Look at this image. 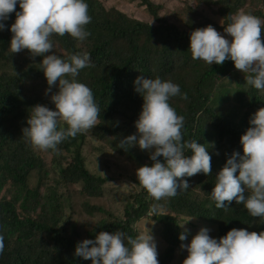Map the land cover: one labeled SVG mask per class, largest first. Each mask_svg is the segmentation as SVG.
Returning a JSON list of instances; mask_svg holds the SVG:
<instances>
[{
    "label": "trees",
    "instance_id": "trees-1",
    "mask_svg": "<svg viewBox=\"0 0 264 264\" xmlns=\"http://www.w3.org/2000/svg\"><path fill=\"white\" fill-rule=\"evenodd\" d=\"M141 1L157 24L108 10L104 0H85L92 17L86 30L91 35L82 43L69 34L50 38L53 51L45 55L67 59L77 53L90 54L92 66L80 70L76 80L94 94L100 114L90 134L103 141V145L94 146L88 141V132L78 134L60 143L58 153L34 149L23 139L22 130L29 127L27 119L34 106L56 110L51 96L58 93L59 82L46 94L49 85L40 66L44 57L33 58L29 51L16 56L6 50L13 35L10 28L15 12L4 22L6 29L0 31V234L5 237V249L0 264H92L75 255L78 243L95 240L102 231H122L127 244V237L142 234L136 226L147 221L153 238L166 245L157 250L159 264L175 259L182 244L179 237L184 234L180 225L185 219L215 228L217 240L233 228L264 232V220L252 217L243 204L225 202L229 208H217L211 199L215 177L227 159L234 152L243 155L240 140L251 127L252 116L264 108V91L247 85L250 73L237 70L233 61L209 65L193 60L190 51L194 30L212 25L222 34L231 22L229 17L238 11L264 21V0H193L195 7L187 0L182 26L161 18L160 7L153 0ZM206 9L222 21L217 23ZM16 11H21L19 4ZM261 39L264 41V32ZM140 76L170 80L179 85L181 95L187 94L186 100L176 96L169 103L184 117V141L194 140L208 150L212 171L208 176L184 177L191 187L160 201L142 187L132 196L122 197V211L113 213L96 200L114 195V184L124 174L137 177L138 168L153 164L150 153L138 145L126 151L119 147L121 140L137 134L135 123L143 98L135 91L134 82ZM59 128H67L66 123L61 121ZM110 139H114L112 147L106 144ZM89 146L90 155L85 150ZM110 148L123 163L108 159ZM97 154L103 155L101 160ZM185 154L190 157L191 150ZM158 159L165 163L163 157ZM97 162L112 175L102 176L99 169H92ZM31 180L36 181L34 187ZM75 199L83 202L88 220L79 217L83 221H75L67 216L70 211L76 214ZM154 204L159 206L158 213L149 215Z\"/></svg>",
    "mask_w": 264,
    "mask_h": 264
},
{
    "label": "clouds",
    "instance_id": "clouds-1",
    "mask_svg": "<svg viewBox=\"0 0 264 264\" xmlns=\"http://www.w3.org/2000/svg\"><path fill=\"white\" fill-rule=\"evenodd\" d=\"M17 4L21 11H16ZM14 12L16 19L10 28L13 35L6 50L16 56L29 51L33 58L44 57L40 66L49 85L46 94L59 82L58 93L51 96L56 110L34 106L27 119L29 127L22 130L23 139L36 150L58 153V145L64 140L93 129L100 114L92 90L76 80L80 70L92 66L90 54L77 53L67 59L56 54L45 55L53 51L50 38L54 34L61 37L69 34L81 43L91 35L86 30L92 21L89 5L85 0H0V31L6 29L4 22ZM229 19L231 22L224 31L231 41L212 25L191 33L192 59L209 65H223L231 60L237 70L250 73L246 76L247 85L264 91V41L261 39L264 21L242 10ZM134 83L135 91L143 98L142 112L135 123L137 134L121 140L119 147L126 151L138 145L141 150H147L153 164L137 169L139 184L155 201L175 197L191 187L184 177L211 175L212 157L204 145L183 139L184 117L169 103L176 96L187 99L186 93L181 95L179 85L144 76ZM61 121L67 128L58 130ZM250 125L240 140L243 155L234 152L227 159L215 177L211 199L217 208H229L225 202L243 204L252 217L264 220V108L252 116ZM189 150L190 157L185 154ZM158 207L154 204L149 215L158 213ZM209 232L210 229L201 228L190 244H181V249L188 253L183 264H264V232L233 228L219 240ZM125 239L122 231L112 234L102 231L95 240L78 243L75 255L91 260L92 264H159L151 235L129 236L127 244ZM179 239L183 242L187 235L181 234ZM4 240L0 234V254L5 249Z\"/></svg>",
    "mask_w": 264,
    "mask_h": 264
},
{
    "label": "rangeland",
    "instance_id": "rangeland-1",
    "mask_svg": "<svg viewBox=\"0 0 264 264\" xmlns=\"http://www.w3.org/2000/svg\"><path fill=\"white\" fill-rule=\"evenodd\" d=\"M187 0H153L154 4L157 7H160V10H158V15L163 18L164 20L167 21L168 24H176V25H181L180 20H182V18L184 19V7H185V2ZM257 1V0H256ZM189 4L193 7L196 6V1L193 0H189L188 1ZM104 5L106 6V8L108 10L111 9H116L119 10L123 13H125L126 15H128L130 18L132 19H136L142 22H147V23H151V24H157V22L155 21V19L153 18V16L148 12L146 6L142 3L141 0H104ZM260 6V5H259ZM208 10V9H206ZM212 10H208V14L210 16H212V19H214L217 23L221 22L222 20H220V18L214 16L212 13ZM212 14V15H211ZM214 16V18H213ZM221 34V32H220ZM222 36H224V38L229 40V36L224 32H222L221 34ZM231 85H229L230 88ZM241 86H239L238 88H240ZM243 88V87H241ZM246 89V88H244ZM90 138L88 137V141L91 142L94 146H98L100 144L103 145V141L99 140L97 138H95L94 136H92V134H90V131H88ZM114 139H110L108 141H106L107 146H111V142ZM108 142V143H107ZM109 144V145H108ZM86 153H89V155L91 154L92 150L91 147H87L85 148ZM92 156V155H91ZM103 157V155L97 154V158L101 160V158ZM107 158V155H106ZM108 159L113 162V163H123V161L119 158L118 154L111 150V148L108 150ZM96 166V167H95ZM99 167V168H98ZM99 169L100 172L104 173L101 174L99 172L100 175L102 176H111L113 172H108L106 171V169L104 168V164H100V162H97L94 166H92V169ZM94 169V170H95ZM138 178L137 177H132L130 178L129 175H123L121 178H119L116 182H115V194L111 195L110 197H106L105 199L102 200L101 198H98V200H96L97 204H104L105 206L108 207L109 210H111L113 213H118L121 212L123 209V203L120 202V199L122 197H124L125 199L128 196H132V194H134L135 192H137V190H139L140 188H142V186L139 184ZM36 185V181L35 180H31L30 186L34 187ZM75 208H76V214L73 216L72 212L70 211L68 212L67 216L72 217L73 220L78 221V220H82V219H87L88 217L85 215V212H83L82 210V204L83 203L81 200H76L75 199ZM81 214V215H78ZM79 217H81L82 219H80ZM83 221V220H82ZM191 221L192 223L188 222ZM92 223L95 222L94 219L91 220ZM183 227L180 226V228L182 229L183 233L187 235V239L185 241H183L182 243L185 244H190L191 239L199 232V230L201 228H208L210 229L209 235L216 239V229L215 228H211L208 227V225L203 224V223H198L197 221L194 220H188L185 219L181 222V225H183ZM150 221H147V223L143 224V223H139L136 227L140 230V232L144 235H151L152 237L155 236L154 233L152 232V227ZM144 231V232H143ZM154 242L156 244L157 250H159L158 248L165 246L164 242L160 239V238H153ZM187 251L186 250H182L181 247L178 249V252L176 253L175 259L170 263V264H183V260L187 258Z\"/></svg>",
    "mask_w": 264,
    "mask_h": 264
}]
</instances>
